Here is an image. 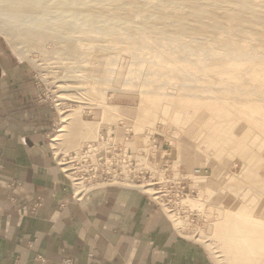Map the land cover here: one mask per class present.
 I'll return each instance as SVG.
<instances>
[{
  "label": "rangeland",
  "instance_id": "374dc122",
  "mask_svg": "<svg viewBox=\"0 0 264 264\" xmlns=\"http://www.w3.org/2000/svg\"><path fill=\"white\" fill-rule=\"evenodd\" d=\"M147 2L152 3L154 0H147ZM52 9L54 7L47 9L49 11L45 16L48 21L44 16V23H47L46 27L63 28V31L42 32L47 33V36L30 44L21 42L20 34L12 35L13 42L10 43L0 33V46L28 68L30 81L36 89L35 102L47 106L53 112L47 137L53 160L63 176L70 181L75 191H79V194L110 187L141 193L167 217L173 228L183 238L203 247L212 264H239V259L243 260L247 254L244 250L236 249L238 244L229 239L230 234L239 235L237 230L240 233L245 232L246 229L241 228L248 225L252 228L257 226L258 231L264 230V99L259 100L256 97L254 99L244 94L232 96L231 93L235 89L243 93L242 90H245L247 86L248 89L256 87L253 89L264 93V68H262L263 71L261 70L264 64L248 60H245V64L244 60L238 61L229 57L220 59L216 54L208 58L199 55L200 57L197 56L191 63L179 58L178 56H181L179 53H177L179 55L174 53L171 56L167 53L162 55L149 51L147 47L142 48L143 52L137 54L139 57L131 56L133 49L125 34L120 36L122 38L120 43H114L109 41L110 38L106 37L108 39L106 40L103 34H97L96 26L88 29L78 23L77 27L74 24L72 28L68 25L64 28L66 24H63L64 27L60 25L61 23L52 24L55 12ZM95 9V12L108 11L101 8ZM211 10L209 11L216 14L219 21L225 22L226 16L221 9L212 8ZM132 12L131 8H124L125 16L136 17V14ZM174 17L178 18L179 15L174 14ZM139 18L137 17V20L134 18L135 20L132 19V21H138ZM30 19L32 20L29 24L39 20L35 16L26 18V20ZM188 20L190 28L198 27L195 19H192L193 22ZM201 27L197 30L203 32L204 36L212 34L216 41V44L212 46L205 42L208 47L214 46L218 49L223 42H226L227 33L205 26ZM212 29L214 31H211ZM250 29L252 31L247 34V37L255 39V45L263 43L262 31L257 27ZM77 38H80V42ZM73 40L75 44L77 43L76 45ZM185 40L181 38L179 42L182 44ZM235 42L247 44L246 38H236ZM249 43L251 42L248 41ZM144 44L140 43L142 46ZM68 45H73L74 53L67 54ZM104 45L113 49L104 50L102 49ZM171 57L172 59L174 57V61ZM176 57L180 59L179 62L178 58L175 59ZM152 58H155V61ZM157 58L162 61L159 62ZM149 59L150 62L157 60L158 65H162H160L162 70L159 66L149 65ZM201 65L205 66L201 67ZM228 66H237L247 71H242L244 75L228 73L231 79L234 78L232 81L227 73L221 74L220 68L218 73L214 68ZM196 67L198 70L199 68L210 69L205 75L203 71L196 72ZM107 69L112 73V77L109 71L107 73ZM177 70L180 71H178L179 74ZM102 72H106L108 76L104 77L106 74ZM155 72L159 77L157 74L154 75ZM167 73L173 76H166ZM188 73L196 78L195 81L191 80L194 81V88L196 87L195 94L191 92L193 90L191 81L188 83L181 81ZM163 74L167 77L166 79L162 76ZM84 75L86 77H83ZM235 75H239L238 77L254 75L252 78L259 75L260 77L258 76L254 83L246 81L245 87L237 83ZM152 76L156 77L151 78ZM87 77L90 80L99 77L100 83L96 81L97 83L93 85V81H88ZM114 77L117 79H113ZM226 77L229 78L228 82L225 80ZM219 78L226 81L224 87L226 91L229 90V94L216 89L213 91L215 94L207 91V88H211L210 83L213 84L210 81L219 80ZM146 81L148 85L144 86L143 82L146 83ZM161 81L168 82L162 84ZM149 82L155 83L154 86ZM156 82L161 83L157 85ZM179 83H183V89L189 87L188 90L187 88L182 90V86L177 85ZM236 83L239 88L236 87ZM227 85H230V88ZM93 86L99 91L96 93L94 90L91 91ZM199 90L201 92H198ZM58 95L69 102L66 100L59 102ZM153 96L159 100L155 109H151V106L138 107L141 97ZM142 112L152 117L144 119L141 117ZM234 139L236 140L232 143ZM237 140L241 142L242 147L238 146ZM109 160L112 164L110 169H108ZM124 162L125 165L120 169L119 165ZM65 166L68 167L67 171H62L61 168ZM171 171V177L173 176L174 180H167V183L165 179H160L157 175L160 173L167 179ZM71 172L75 175H70ZM199 175L202 178L203 176L211 177L206 179V181L210 180L208 186L205 179L197 177ZM74 177L75 180H73ZM152 187L157 191L164 189L170 191L171 212L167 211L160 199L153 198L151 190H147ZM79 194L73 193L75 197ZM166 197L161 196V199L165 200ZM186 199L187 201H183ZM181 201L191 210L181 207ZM255 219L258 220L256 226L252 222ZM260 258L261 261L264 260L263 257Z\"/></svg>",
  "mask_w": 264,
  "mask_h": 264
},
{
  "label": "crops",
  "instance_id": "0c3cea01",
  "mask_svg": "<svg viewBox=\"0 0 264 264\" xmlns=\"http://www.w3.org/2000/svg\"><path fill=\"white\" fill-rule=\"evenodd\" d=\"M28 68L0 46V264H212L145 195L77 197L52 157L53 112Z\"/></svg>",
  "mask_w": 264,
  "mask_h": 264
},
{
  "label": "bare ground",
  "instance_id": "6f19581e",
  "mask_svg": "<svg viewBox=\"0 0 264 264\" xmlns=\"http://www.w3.org/2000/svg\"><path fill=\"white\" fill-rule=\"evenodd\" d=\"M49 7H54V9H52V10L55 11L53 19H52V15H51V19H52L51 23L52 24L56 23V22L59 24L61 23L60 25H62V26H63V24H66L65 27L63 26L64 28H67V25L71 26V28H72V26L74 24H76V26L75 25L74 26L77 27L78 23H79V25L82 24L81 25L82 27L85 26L84 28H88V29L96 26L98 29L95 27L96 30L95 29L94 30L97 32V34H100V33L103 34L105 39H106V37L110 38L109 41H112L114 43H120V38H121L120 36L125 34L126 39L129 40V42L131 43V47L133 49V51L131 52L133 55L129 51L131 56H136L137 54L139 55L141 53V51L143 50L142 48L147 47L149 51L155 52L157 54H162V55H165L164 53H167V55L170 54V56H171V54L179 53V54H181V56L179 54H177V55H179L178 56L179 58H181L183 61H187V62H191V63H193V61H194L193 59L197 58V56H199V55L204 57V58H208V57H212L213 54H216V55H219L218 57L220 59L225 58V57H229V58H232V59H235L238 61L239 60H242V61L248 60L249 62H251V61H255L257 63L260 62L261 65L264 64V42L263 43L260 42V45H257V44L255 45L254 43L256 42V40L255 39L253 40L252 38L247 37V34H250L252 31V29H250L251 27L259 28L262 31V33L264 34V0H260V1H257V0H154V2H152V3H148L147 0H0V33L3 34V36H4L3 38H6V40H8L10 43L13 42V40L11 39L12 35L20 34L22 36L21 37L22 39L20 41L27 43V44L28 43L30 44V43H34L37 40H41L42 38L46 37L47 36L46 34L49 32V30L63 31L64 30L63 28L57 29V28H49L48 26L46 27L45 24H47V23H44L45 20L43 18H45V17L47 18V16H45V15H47L46 12L49 11V10H47ZM95 8H101L103 10L105 9V10H108L109 12L108 11H105V12L103 11L104 13L102 11L101 12H98V11L95 12V10H96ZM124 8L125 9L131 8V10L133 11L132 14H136V17H134V18L136 19L137 17H140L139 20L138 21H132V19H134V18L127 17L128 16L127 14H126L127 16H125L124 15L125 14ZM212 8L221 9L223 11V13L226 16V20L224 23H222L221 21L218 20V17L216 16V14H213L209 11ZM174 14H178L179 17L175 18ZM33 16L38 17L39 20L34 21L33 24H31V23L29 24V21H31L32 19L26 20V18H31ZM132 16H134V15H132ZM188 19H190V20L195 19L194 20V21H196L195 24L198 23V27L190 28L189 27L190 21ZM47 21H48V18H47ZM192 22H193V20H192ZM49 23L50 22H48V24ZM97 24H98V26H97ZM99 25H100V27H99ZM193 25H194V23H193ZM201 26L213 28V29H215V31L217 29V31L219 30V32H221V33H227L228 35L226 37L227 38L226 42H223L221 45L219 44L221 47H219L218 49L214 48V46H213V48H214L213 49L211 46L216 44L214 37L212 36V34H208V35L204 36L203 32L198 31L197 29L200 28ZM213 29L211 31H214ZM94 30H93V32H95ZM42 32H47V33L44 34ZM81 32H83V30ZM55 33H56V31H55ZM63 34L64 33H62V35ZM57 36H58V34H57ZM94 36H96V35H94ZM223 36H225V35H223ZM68 37H70V36H68ZM72 37L75 38L74 36H72ZM181 38L186 39L184 42H182V44H181V42H179ZM216 38H219V37L216 36ZM236 38H246L247 44L246 45L243 43L238 44L237 42H235ZM222 39H223V37H222ZM79 40H80V38L78 39V41ZM106 40H108V39H106ZM69 41H71V40H69ZM182 41H183V39H182ZM248 41L251 43L248 44ZM146 42L150 43V45H147ZM205 42L209 43L211 46L208 47L207 46L208 44L205 45ZM38 43H39V41H38ZM73 43H74V40H73ZM140 43H145V44L142 46V45H140ZM235 43H237V44H235ZM101 47H102V45H101ZM103 47L104 48H102V49H104V50L113 49L112 47H109L108 45L107 46L104 45ZM177 49H178V52H177ZM66 50H67V54L68 53L72 54L75 52V48L73 47V45L72 46L68 45ZM146 53H148V52H146ZM155 53H153L154 57H155ZM193 55H195L196 57L194 56V58L191 59V57H193ZM173 56H175V55H173ZM140 57L143 58L144 56L143 57L140 56ZM160 57H161V55H160ZM160 57H159V59H164V58H160ZM162 57H166V56H162ZM178 57H176L175 59L177 60ZM179 58L177 60L178 62L180 60ZM154 59L155 58H152V60H154ZM171 59H172V57H171ZM200 59H202V58H200ZM172 60L174 61V57ZM160 61H162V60H159V62ZM148 62H150V59ZM159 62L156 60V62H150L148 64L149 65L151 64L154 67H157V66L160 67L161 64L158 65ZM244 63L246 64V61ZM199 64H201V63H199ZM138 65H140V64H138ZM195 66L198 67V65H195ZM203 66H205V65H203ZM203 66L201 65V67H203ZM214 68H216L215 71H217V72H218V69L220 68L221 71H219V72H221V74H225V75L227 73V76L229 75L228 73H233V74L234 73L235 74L241 73L242 75H244L242 73V71H244V72L247 71V70H243L240 67L237 68V66L236 67H231V66L230 67L229 66L228 67H218V68L214 67ZM262 68H264V67H261V70H262ZM160 69H161V67H160ZM160 69H158L159 74H160ZM209 69L205 68V69L201 70L199 68V70L201 72L203 71L204 74L207 71H209ZM199 70L197 68L196 72H198ZM204 70H205V72H204ZM108 71L110 72V70L107 69V73H109ZM111 71H113V70H111ZM174 71H175V69H174ZM178 71L179 70H177V72ZM128 72L130 73V71H128ZM131 72H132V70H131ZM134 72L135 71H133V73ZM179 72H178V74H179ZM143 73H145V72H143ZM146 73H148V72H146ZM150 73H153V72H150ZM260 73H261V71H260ZM103 74L105 75L106 72H104ZM109 74H110V77L113 76L111 72ZM114 74H116V73H114ZM155 74L158 75V73H156V72L154 73V75ZM164 74L162 76L165 77V79H166L167 78L166 76L168 75V73L166 74V76H164ZM181 74L183 76L182 72H181ZM207 74H210V73H207ZM211 74H213V73L211 72ZM170 75H171V73H169L168 76H170ZM107 76H108V74H106V76H104V77H107ZM162 76H160L161 79H162ZM171 76H173V75H171ZM188 76H190L189 73L187 76H184L185 79L184 78L181 79L182 77L179 79H181V81L183 83L184 82L188 83L192 79L195 81L196 78H194L193 76H190V77H188ZM235 76H237V75H235ZM238 76L235 77V79L237 80V83L239 85H244V86L246 84V81H248L250 83L251 82L254 83V82H256V79H258L260 77L259 75H258L259 77L257 76L255 78H252L254 75L252 77L248 76V75H246L248 77H246V76L245 77H238ZM83 77H86V75H84ZM153 77L154 76H152L151 78H153ZM157 77H159V75ZM115 78L116 77H114L113 79H115ZM148 78L150 79V76ZM229 78L226 77L225 80L228 82L229 80H227V79H229ZM91 79L92 80H90L87 77L88 81H93V85L96 84L97 82L100 83L98 80L99 77H98V79L97 78L95 79V77L91 78ZM102 79H104V78H102ZM232 79L234 80V78H232ZM232 79L230 78V80H232ZM226 81H223L220 78H219V80L216 79L214 81L213 80L210 81L213 84L211 85V83L209 82L211 88L206 87L207 91L211 92L212 94L214 93L213 92L214 89H216L219 92L221 91L222 93L225 92L226 89L224 86L226 85V83H225ZM110 82H112V81H110ZM131 82H133V81H131ZM161 82H162V84H164L168 81H166V82L164 81V83H163V81H161ZM161 82H156V83L158 85V83H161ZM193 82L190 83L191 86H193L192 87L193 90L191 91L189 89V91H191L195 94L194 89L196 87L194 88ZM124 83H125V81H124ZM128 83H130V82H128ZM128 83H127V85H128ZM149 83L151 84V82H149ZM183 83H179L177 85H180L179 87H181L183 85ZM237 83H236V85H237ZM131 84L132 83H130V85ZM143 84H144V86L148 85L147 81H146V83L143 82ZM145 84H147V85H145ZM154 84L155 83H153L151 85L154 86ZM190 84H189V86H190ZM196 84H198V82ZM239 85H237L236 87H238ZM183 86H182V90H184L186 88H187L186 90H188L189 87H185L183 89ZM185 86H187V84H185ZM234 87H235V85H234ZM240 87L242 88V86H240ZM263 87H264V85H263ZM246 88H245L246 91L242 90V91H244L243 93L239 92L238 89H235L231 93V95L237 96L238 94H241V95L244 94V95H247L248 97H251V98L253 97L254 99H255V97L259 98V100L261 98L264 99V93L263 92L258 91L256 89L255 90L253 89L256 87H250L251 89L250 88L248 89V86H247ZM97 89L98 88L93 86L92 89H90V90L91 91L94 90V92L96 93L97 91H99ZM162 89H164V88H162ZM204 90H205V87H204ZM228 91H226V92H228ZM198 92H201V91L199 90ZM216 93H218V92H216ZM228 94H229V92H228ZM189 96H191V95H189ZM57 97H58L59 102L64 101V100L67 101V99L62 97V96L59 97V95H58ZM155 97L154 96L153 97H144V98L141 97L139 100L138 107L141 108V107H150L151 106L152 107L151 109H155L157 106V102L159 101ZM193 97H194V95H193ZM217 97H218V94H217ZM194 99H195V97H194ZM223 99H224V97H223ZM67 102H69V101H67ZM106 103H107V105H110V104H108V102H106ZM221 103H223V102H221ZM250 103H251V101H250ZM59 104L60 103H58V105ZM61 113H62V111H61ZM63 113H65V111H63ZM142 113L143 114L141 117L144 119H147V118L149 119V117H152V115H150V114H145V112H142ZM226 113H227V111H226ZM222 125H223V123H222ZM61 131H64V130L61 129ZM244 132L246 133V131H244ZM249 134H251V133H249ZM235 140L236 139H234L232 143H234ZM238 142H239V140H237V143ZM240 143L241 142L238 143V146L242 147L243 145L241 146ZM124 165H125V162L119 166L121 167ZM64 169H66V166L64 167ZM157 175H159L160 179H165L166 180L165 183H167V180H170V179L174 180L173 176L171 177L172 171L170 172L169 177L167 179L164 178L163 175H161L160 173L159 174L157 173ZM197 177L202 178L201 175H199ZM212 177H215V176H212ZM209 178H211V177H209V176L204 177L203 176V178H202V179H205L204 181L207 184V186L209 185L208 183L210 180L206 181V179H209ZM148 185H151V184L148 183ZM147 190H151L150 193H152V196L154 199H156V200L159 199V195H158L159 192H157V190L155 188H153V187H152V189L147 188ZM78 192L79 191H75L76 194H79ZM183 201H187V199L183 200ZM183 201L180 202V206L183 208H186L188 210H191V208L188 205L184 206ZM164 207H166L167 211L171 212L167 205L164 204ZM255 218H257V217H255ZM257 221L258 220H256V219H255V221L252 220L253 225L257 224ZM242 227L243 228H241V229H246L245 232L242 231V233H240V231L237 230V233H239V235L238 234L235 235L234 233H231L230 238H229L234 243L238 244L237 245L238 248H236V249H239L241 251L244 250L247 254V256L245 258H243V260L239 259V264H244L247 262L249 264H264V260L261 261V258H260V257L264 258V230L258 231L257 226H256V228H252L251 225L242 226ZM238 228H240V227H238ZM232 234H233V236H231ZM250 235L252 237L249 238ZM248 242H250V243H248Z\"/></svg>",
  "mask_w": 264,
  "mask_h": 264
},
{
  "label": "built area",
  "instance_id": "2783aa9c",
  "mask_svg": "<svg viewBox=\"0 0 264 264\" xmlns=\"http://www.w3.org/2000/svg\"><path fill=\"white\" fill-rule=\"evenodd\" d=\"M59 164V163H58ZM64 164H67V163H64ZM68 165V164H67ZM108 169H110L111 168V166H112V164H111V160H109V162H108ZM122 168V166L120 167V169ZM67 169H68V167L66 166V169H64V168H61V170L63 171H67ZM197 172H199V171H197ZM70 175H75V173H69ZM72 175V176H73ZM76 178L74 177L73 178V180H75ZM157 192H159L161 195H159V199L163 202V204H165V205H167L170 209H171V207H172V201H171V197L169 196V194H170V191L169 190H158ZM161 196H167L166 198L167 199H165V200H163V199H161Z\"/></svg>",
  "mask_w": 264,
  "mask_h": 264
}]
</instances>
